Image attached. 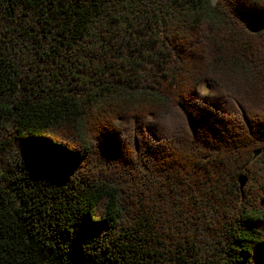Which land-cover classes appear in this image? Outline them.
<instances>
[{"label":"trees","instance_id":"obj_1","mask_svg":"<svg viewBox=\"0 0 264 264\" xmlns=\"http://www.w3.org/2000/svg\"><path fill=\"white\" fill-rule=\"evenodd\" d=\"M45 263L264 264V0H0V264Z\"/></svg>","mask_w":264,"mask_h":264},{"label":"water","instance_id":"obj_2","mask_svg":"<svg viewBox=\"0 0 264 264\" xmlns=\"http://www.w3.org/2000/svg\"><path fill=\"white\" fill-rule=\"evenodd\" d=\"M257 153H258V151H255L254 154H253V156H256ZM238 183H239L240 190H242V188H243V186L245 184V178L243 176H239L238 177Z\"/></svg>","mask_w":264,"mask_h":264},{"label":"rangeland","instance_id":"obj_3","mask_svg":"<svg viewBox=\"0 0 264 264\" xmlns=\"http://www.w3.org/2000/svg\"><path fill=\"white\" fill-rule=\"evenodd\" d=\"M12 198H13V197H12ZM13 203H14V204L16 203V202H15V199H14V202H13ZM45 264H47V263H45Z\"/></svg>","mask_w":264,"mask_h":264}]
</instances>
